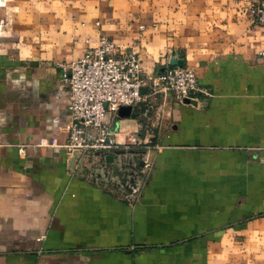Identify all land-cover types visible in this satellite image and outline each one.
<instances>
[{"label":"crops","instance_id":"obj_1","mask_svg":"<svg viewBox=\"0 0 264 264\" xmlns=\"http://www.w3.org/2000/svg\"><path fill=\"white\" fill-rule=\"evenodd\" d=\"M99 32L145 72L180 61L201 90L104 120L117 145L105 152L145 154L144 182L141 167L108 180L95 152L70 168V152L36 145L66 141L57 63ZM263 48L264 28L231 0H4L0 264H264Z\"/></svg>","mask_w":264,"mask_h":264},{"label":"built area","instance_id":"obj_2","mask_svg":"<svg viewBox=\"0 0 264 264\" xmlns=\"http://www.w3.org/2000/svg\"><path fill=\"white\" fill-rule=\"evenodd\" d=\"M231 4L239 14L264 28V0H231ZM3 5L4 0H0V8ZM258 54L264 57V48ZM57 65L67 89V138L61 145L55 139L41 140L36 145L61 146L68 152L78 150L79 158L89 152L117 148L108 141L102 125L106 117H115L119 106L132 109L156 93L167 92L182 101L201 91L192 68L166 65L161 71L145 72L135 53H121L119 45L100 32L79 58ZM23 152L20 147L18 154ZM141 163L144 182L150 168L145 154ZM137 195V189L133 188L123 198L131 204Z\"/></svg>","mask_w":264,"mask_h":264},{"label":"water","instance_id":"obj_3","mask_svg":"<svg viewBox=\"0 0 264 264\" xmlns=\"http://www.w3.org/2000/svg\"><path fill=\"white\" fill-rule=\"evenodd\" d=\"M170 65H181L182 63L180 61H175L174 59H170L169 61ZM185 100V98L183 99ZM136 116V113H134L130 106H119L116 112V119L119 118H134ZM133 151H115L112 150L108 153L105 151H96L94 155L98 156L100 158L101 162H98V167L95 166V164H92V167L95 169H99L98 171L103 172V174L109 173L107 178L108 180L114 179V181L119 180V182H123V180L126 179V177L131 176L132 173L129 172V169H134V171H137V174L141 167V160L136 159L134 161L133 158ZM120 155V156H118ZM79 156L78 150H72L70 152V159L68 162V166L71 168L75 161L77 160ZM133 162H136L135 164ZM131 163L134 164V166L130 165ZM121 172L124 174L122 177H120Z\"/></svg>","mask_w":264,"mask_h":264}]
</instances>
